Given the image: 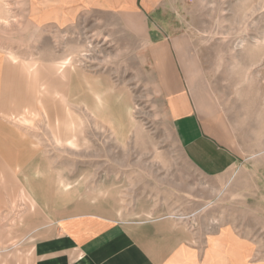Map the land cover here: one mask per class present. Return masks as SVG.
<instances>
[{"label": "rangeland", "instance_id": "obj_1", "mask_svg": "<svg viewBox=\"0 0 264 264\" xmlns=\"http://www.w3.org/2000/svg\"><path fill=\"white\" fill-rule=\"evenodd\" d=\"M31 2L0 0L1 257L26 264L50 224L95 215L232 228L264 264V0H138L68 27L33 24ZM89 84L112 89L104 108ZM181 89L219 150L181 138Z\"/></svg>", "mask_w": 264, "mask_h": 264}, {"label": "crops", "instance_id": "obj_2", "mask_svg": "<svg viewBox=\"0 0 264 264\" xmlns=\"http://www.w3.org/2000/svg\"><path fill=\"white\" fill-rule=\"evenodd\" d=\"M91 10L104 13L119 11L130 15L143 13L138 0H33L29 18L35 25L68 27L83 12ZM3 68L2 71L5 70ZM68 70L66 67L64 71ZM169 81L180 89L178 80L171 78ZM89 87H92L91 84L88 90ZM95 88L103 93V100L107 94H112V89L108 87ZM57 94L66 98L59 92ZM172 98L170 112L187 147L202 141L207 145V150H219L205 120L190 100L192 94L181 89ZM2 103L0 98V111L3 109ZM55 139L61 142L56 134ZM0 145L2 148V136ZM0 156L2 174L5 160L2 153ZM208 156L206 154L204 160H201L202 165H210L213 168L211 171H217V168L223 166L221 160L208 163ZM8 162L11 163L10 160ZM16 170L23 172L19 167ZM40 171L38 167L30 169L31 174H39ZM18 199L19 193H16L15 200ZM3 205L0 191L1 211ZM47 230L48 234L38 239L31 248L25 258L26 264H258L250 262L252 248L232 228L199 237L169 222L120 223L95 215H78L59 219L50 224ZM2 254L0 250V257ZM8 263L12 264L9 259L5 261L4 257L0 258V264Z\"/></svg>", "mask_w": 264, "mask_h": 264}, {"label": "bare ground", "instance_id": "obj_3", "mask_svg": "<svg viewBox=\"0 0 264 264\" xmlns=\"http://www.w3.org/2000/svg\"><path fill=\"white\" fill-rule=\"evenodd\" d=\"M91 94L93 95L96 100H99L101 103V107L104 105V100L102 98L103 93L96 90V88L89 87ZM129 106V105H128ZM100 107V108H101ZM130 112V110H128Z\"/></svg>", "mask_w": 264, "mask_h": 264}]
</instances>
